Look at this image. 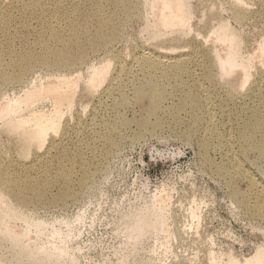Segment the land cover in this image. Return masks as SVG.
Instances as JSON below:
<instances>
[{"label":"rangeland","instance_id":"374dc122","mask_svg":"<svg viewBox=\"0 0 264 264\" xmlns=\"http://www.w3.org/2000/svg\"><path fill=\"white\" fill-rule=\"evenodd\" d=\"M11 1L0 0L5 5H9ZM236 1L187 0L190 13L187 24L189 33L157 29L161 35L157 34L155 37L147 25L150 11L145 7V0L136 2V11L130 17H123L120 10L113 7L114 3H105L103 0L91 3L90 11L94 9L95 3H104L103 15L115 14L118 23L122 25L118 38L111 41L107 48L91 53L87 64L76 67L80 79L74 106L64 115L62 122L67 128L64 145H68L69 151L75 149L73 146L76 141L83 142L85 145L80 149L83 160L90 157L95 160L94 166L90 167L93 177L84 188H79L73 197L64 201L36 203L26 207L15 202L12 204L28 221L44 224L47 228L44 225L41 227L47 233H51L53 229L60 232L62 230L59 235L61 239L55 241L57 248L63 249V257L57 256L53 251L50 263H41L38 258L18 253L17 244L0 239V264H210L212 259L220 264H230L229 257L241 262L264 248V220L241 207L232 195L237 191L242 196H247L250 204L257 201V196L249 192L247 180L236 174L232 163L236 159L243 163L244 170L257 183L264 185V157L256 152L241 155L236 139L244 118L249 113L248 108L263 105L260 99L264 98V79L259 86L262 87L256 89L259 94L252 90L255 76L243 87L244 95L242 92L229 95L224 83L230 81L233 85L237 82L235 75L230 77L232 80L223 77V80L207 83L200 74V65L196 67V79L203 83L211 98L210 104L214 103V106L210 105V116L212 118L214 113L213 117H216L212 118V122L205 113L199 114L201 110L193 114L188 109H181L179 94L169 93L163 95L161 105L149 116L146 112L150 105L148 98L136 100L130 87L131 78L142 79L133 58L136 55L137 58L141 50L157 56L184 54L200 60L202 53L215 45L211 31L219 23L227 24L241 37L240 52L244 57H257L260 52L259 44L264 42V0ZM71 2L73 1H69L67 6ZM76 3L81 8L84 2L76 0ZM89 28L95 30V24H89ZM33 40L34 37L28 34L17 42L15 48L24 51L26 47L32 46ZM8 56H4L3 60L9 62ZM113 57L115 62H110L111 76L108 78L119 73L116 61H122L126 65V73L124 71L119 77L123 82L119 79L115 81L116 85L120 83L126 86L124 93L131 98L123 106L112 104L110 99L117 96L118 92H107L109 81L94 93L86 91L82 83L83 79L86 80L85 68ZM253 60L256 63L260 59ZM31 69L22 83L8 82L0 87V102L8 99V96H21L24 86L32 79L39 83L49 77V69L44 66L33 65ZM216 70L212 69L213 72ZM253 71L254 75L258 73L257 68ZM188 79L186 76L185 80L189 81ZM192 83L193 81L188 82ZM167 85L169 88L170 84ZM49 103L50 101L43 102L40 106L47 109ZM78 120L81 124H78ZM156 121L159 126L155 129L151 126ZM212 123H216L219 130L217 126L211 130ZM108 126L113 128L112 133L105 131ZM108 133L112 145L103 143L101 135ZM61 135V132L57 134V139ZM16 141L15 136L0 130L1 155L16 157L25 162L31 160L32 154L24 158L20 155ZM47 144L48 142L39 150L40 153L46 149ZM42 177L41 173L21 174L24 185ZM78 179L79 166H75V184ZM59 191L58 186H52L48 197L56 198ZM137 217H146L155 225L145 227L143 233L137 236L131 231ZM14 222L17 231L19 227H24L21 220ZM33 234L26 237L30 245L34 243ZM30 237H33L32 241Z\"/></svg>","mask_w":264,"mask_h":264},{"label":"bare ground","instance_id":"6f19581e","mask_svg":"<svg viewBox=\"0 0 264 264\" xmlns=\"http://www.w3.org/2000/svg\"><path fill=\"white\" fill-rule=\"evenodd\" d=\"M69 1L73 2L67 6ZM93 1L83 0L84 3L81 8L77 6V3L75 4L76 0H12L9 5L0 2V45L2 44L0 46V87L8 82L22 83L33 65L44 66L50 72L47 74L49 77L45 81L41 82L40 80L37 83V81L33 82L32 79L24 86L25 89L22 91L21 96L10 98L8 96V99L5 100L4 98V102H0V130L16 137L18 149H20V155L23 158L32 154L31 160L25 162L16 157L7 158L0 153V239L17 244L18 248L15 247L16 245L13 246L18 249V253H26L31 257L38 258L41 263H48L53 257V251L57 256L63 257V249L57 248V242L55 241L61 239L59 235H61L62 230L60 232V230L52 228V232L47 233L48 231L46 232L45 229L42 230L41 226L44 224L28 221L27 217L15 209L12 204L15 202L17 205L26 207L36 203L47 204L56 200L64 201L73 197L79 188H84L93 177L90 167L94 166L95 160L91 157L83 160L80 154L82 145H85L83 142L76 141L73 146L75 149L69 151L68 145H64L65 140H67L66 124H62L64 115L70 112L74 106V97L80 79L76 67L87 64L86 61L91 53L107 48L111 41L121 35L122 25L118 23L116 15H111V13L104 16L102 13L104 3L101 2L95 3L94 9L90 11L89 6ZM103 1L114 3L113 7L120 10L119 13H122L123 17H130L136 11L138 0ZM186 1L145 0L146 6H144L150 11L147 17L149 18L147 25L154 37L157 34L158 36L161 35V32L158 33L157 29L161 31L163 29L164 31H179L181 34L189 33L190 30L187 28V24L190 13ZM238 1L241 2V0L236 2ZM63 24L64 26H62ZM89 24H95L96 31H92ZM230 28L227 24L219 23L212 31L210 30L212 34L210 35L216 46L209 47L202 53V56L200 53V60H195L194 57L190 58L184 54L157 56L147 50H141L142 52L137 58V55L133 56L137 65L134 64L140 69L142 79L131 76L133 77L130 79L132 80L130 86L132 87V96L136 100L143 97L148 98L150 105L146 112L149 113V116L161 105L160 99L163 95L169 93L179 94L181 109H188L193 114H197L201 110L202 112L199 114L205 113L211 118L210 107L214 103L210 104L211 98L203 83H200L197 80L198 78L196 79L195 70L199 65L201 67V73H199L207 80V83L208 81L223 80V77L230 80V77L235 75L237 82H234L233 85L232 82L229 81L228 83L225 79V82H227L224 83V86L229 95L241 93L243 87L246 84L248 85V81L255 76L256 80L253 82L254 89L252 90H256L261 85V80L264 79V42L259 44L260 52L257 57H244L240 52L241 37L238 34L236 35V32L234 33ZM28 34L34 37L32 46L26 47L24 51H18L15 48L17 42L27 37ZM4 56L10 58L9 62L3 60ZM254 58L260 60L255 63ZM112 60L114 61V57L104 62L92 63L85 68L86 80L83 79L82 83L86 91L94 93L101 85L103 86L106 81H109V83L107 82V92L111 90L116 91L115 94L118 92L117 96L111 97L112 104L116 105L118 103L123 106L131 98L124 93L126 86L120 83L116 85L115 81L125 71L126 65L121 63L122 61H116L119 73L114 72L116 76L112 75V78H108L111 76H109V68ZM116 64H113V66ZM213 68L217 70L213 72ZM254 68H257L258 71L255 75L253 74ZM75 73L77 74L75 75ZM186 76L190 82L193 81L192 84H188L189 81L185 80ZM167 84H170L169 88ZM259 93L257 92V94ZM129 94L131 95V93ZM242 94L244 95L243 92ZM108 95L110 96V94ZM260 100H262V106L249 107L247 110L249 113L244 112L247 114L246 118H244V123L236 135L239 142V152L243 156L250 152H256L260 157H264V98L261 97ZM47 101H50L49 107L43 109L40 104L47 103ZM212 115L214 116V113ZM213 116L212 118H216ZM79 123L81 124L80 121ZM211 125V130L216 129V123ZM157 126H159L158 121L151 127L155 128ZM105 131L112 133L113 128L108 126ZM60 132L62 133L61 138L57 139V134ZM110 133L101 135L104 138L103 143L106 145H112L111 139L108 137ZM45 142H48L47 147L40 153L42 147L46 144ZM65 160L69 161V164ZM77 161L79 162L77 163ZM76 163L77 165H75ZM232 163L236 174L247 180L249 192L257 196L256 203L250 204V199L247 196H242L234 191L232 193L234 200H237L241 207L250 210L264 220V185H261L260 182L257 183L248 171L244 170L243 163L238 159ZM74 165L79 166L77 184L73 181ZM29 173L34 175L41 173L43 177L31 180L24 185L21 174ZM52 186H58L60 189L56 198L48 197L49 189ZM15 220H21L24 227H19L17 231V228H15L17 226L14 225L16 223H13ZM153 225L155 224L151 223L146 217H137L133 221L131 231L133 234L140 236L145 227ZM45 228L47 227L45 226ZM21 229L23 230L19 231ZM30 233L35 235L34 238L30 237V240L31 238L34 239V243H31V245L28 238H26L30 236ZM228 262L230 264H264V248L257 250L253 256L241 262L233 257H229ZM211 263L220 264L214 259L211 260Z\"/></svg>","mask_w":264,"mask_h":264}]
</instances>
